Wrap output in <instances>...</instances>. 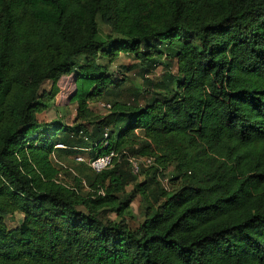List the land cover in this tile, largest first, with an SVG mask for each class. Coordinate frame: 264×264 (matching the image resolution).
Returning <instances> with one entry per match:
<instances>
[{"label":"trees","instance_id":"1","mask_svg":"<svg viewBox=\"0 0 264 264\" xmlns=\"http://www.w3.org/2000/svg\"><path fill=\"white\" fill-rule=\"evenodd\" d=\"M121 55L177 75L123 101ZM66 77L76 119L41 121ZM82 150L110 163L64 182ZM0 264H264V0H0Z\"/></svg>","mask_w":264,"mask_h":264},{"label":"rangeland","instance_id":"2","mask_svg":"<svg viewBox=\"0 0 264 264\" xmlns=\"http://www.w3.org/2000/svg\"><path fill=\"white\" fill-rule=\"evenodd\" d=\"M101 30L104 35H109L111 31L108 27L100 22ZM110 70L122 79H128V84L125 86V93L122 96L123 101H135L136 96L139 95L140 103L144 104L148 100V95L144 93L145 89L155 90L154 92L161 91L160 85L165 80L166 75L171 73L174 77L177 75V67L174 62L171 68H167L165 65H160L156 71H154L149 77L155 83L148 85L144 81L141 67L131 56L121 55L120 59L114 64H110ZM51 83H46L43 87L44 90H50ZM61 92L58 95L54 105L46 113L39 116V119L44 122H60L62 124H72L76 119L77 106L70 102V98L75 91V83L73 77L63 78L60 82ZM139 93V94H138ZM145 97H144V96ZM110 103V104H108ZM106 105H113V100L107 98L95 99L90 102L91 113L93 116H108L111 114V110ZM75 156L74 154H61L60 157H56L54 163L56 166L62 169L61 179L64 182L73 183L76 177L85 178V175H91L93 172V160L91 150H82ZM172 170L169 169L161 176V187L169 189L171 187ZM151 183L150 179H146ZM139 183H144L145 178H138ZM83 194L88 192V185L86 183ZM130 193H133V186L128 188ZM134 201L132 203V213L135 220L131 221L133 227L138 226L144 221V213L146 209V203L140 193H134ZM110 218L115 219V214H110ZM23 217L17 214L9 221L11 228L19 226L22 223Z\"/></svg>","mask_w":264,"mask_h":264},{"label":"built area","instance_id":"3","mask_svg":"<svg viewBox=\"0 0 264 264\" xmlns=\"http://www.w3.org/2000/svg\"><path fill=\"white\" fill-rule=\"evenodd\" d=\"M107 108H111V105H106ZM110 163V158H104L92 163L93 169L96 171H101ZM153 161L151 159H132V169L134 174L138 175L141 171V166L150 167Z\"/></svg>","mask_w":264,"mask_h":264}]
</instances>
